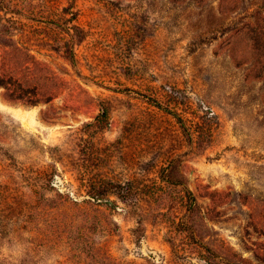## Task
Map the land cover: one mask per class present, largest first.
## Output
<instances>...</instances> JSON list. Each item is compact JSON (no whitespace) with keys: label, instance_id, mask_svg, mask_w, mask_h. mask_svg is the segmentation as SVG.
<instances>
[{"label":"rangeland","instance_id":"374dc122","mask_svg":"<svg viewBox=\"0 0 264 264\" xmlns=\"http://www.w3.org/2000/svg\"><path fill=\"white\" fill-rule=\"evenodd\" d=\"M0 264H264V0H0Z\"/></svg>","mask_w":264,"mask_h":264}]
</instances>
